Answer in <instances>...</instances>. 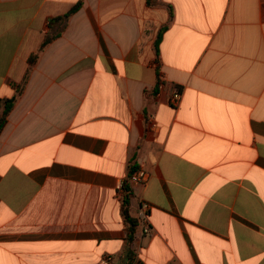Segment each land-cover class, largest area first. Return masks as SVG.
<instances>
[{
	"label": "crops",
	"instance_id": "obj_1",
	"mask_svg": "<svg viewBox=\"0 0 264 264\" xmlns=\"http://www.w3.org/2000/svg\"><path fill=\"white\" fill-rule=\"evenodd\" d=\"M77 3L0 134V264H264V0H0V99Z\"/></svg>",
	"mask_w": 264,
	"mask_h": 264
},
{
	"label": "trees",
	"instance_id": "obj_2",
	"mask_svg": "<svg viewBox=\"0 0 264 264\" xmlns=\"http://www.w3.org/2000/svg\"><path fill=\"white\" fill-rule=\"evenodd\" d=\"M147 4L148 5H154L155 0H147ZM80 6H81V3H77L65 15L56 17L52 21H50V23H49L50 29L53 28V25L60 23V25H61L60 30L54 32L53 34L47 35L45 37V39L43 40V42L41 43L38 50L36 51V53L32 54L28 58L27 63H28L29 68L27 69L26 73L24 74L21 82L19 84L13 86L14 93H13L12 97L8 98V99H0V134L2 133L4 127L6 126L7 119H8L10 112L12 111L15 104L18 102V100L20 99V97L22 96V94L24 92L26 84L29 80L31 67L38 61V59H39L41 53L44 51L45 47L60 36V33L65 28L66 23L68 22L69 18L74 13H76V11H78ZM164 30H165V28L160 30V32L158 33V36L155 40V43H154V50L156 52L157 57L159 56V45H160V42L162 40V35H163ZM156 66H157L156 71L158 72V79H157V83H156V91H157L159 89V87L162 85V82L160 80L158 62L156 63ZM133 172H135V171L131 170L130 175ZM120 195H121V198H120V200H121V216H122V218H123V220L127 226L128 242H131L133 240L136 227L138 225V220L133 219L130 215L131 190H130V187H129L127 182L122 185ZM126 256H127L128 260L126 259L127 261L125 262V264H140V262L134 258L133 254L130 251L128 252V254ZM111 264H113V262Z\"/></svg>",
	"mask_w": 264,
	"mask_h": 264
},
{
	"label": "built area",
	"instance_id": "obj_3",
	"mask_svg": "<svg viewBox=\"0 0 264 264\" xmlns=\"http://www.w3.org/2000/svg\"><path fill=\"white\" fill-rule=\"evenodd\" d=\"M161 87L162 85L159 87V89H161ZM180 98H181V92L178 89L174 88L171 93L170 99H169L170 105L176 106ZM156 128H157V125L155 123L150 122V129L154 131ZM147 178H148L147 172L143 169H139L133 172L129 176L128 182L130 185H138V184L145 183L147 181ZM137 216H138L139 225L142 229V233L148 234L150 231L149 207L144 202L139 203L138 210H137ZM111 263H112V259L110 257H107L100 262V264H111Z\"/></svg>",
	"mask_w": 264,
	"mask_h": 264
}]
</instances>
